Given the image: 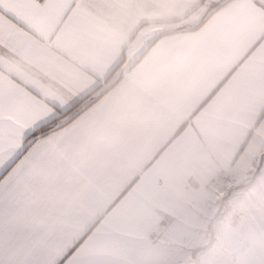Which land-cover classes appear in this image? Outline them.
<instances>
[{
    "label": "crops",
    "instance_id": "crops-1",
    "mask_svg": "<svg viewBox=\"0 0 264 264\" xmlns=\"http://www.w3.org/2000/svg\"><path fill=\"white\" fill-rule=\"evenodd\" d=\"M263 192L264 0H0V264H264Z\"/></svg>",
    "mask_w": 264,
    "mask_h": 264
},
{
    "label": "rangeland",
    "instance_id": "rangeland-1",
    "mask_svg": "<svg viewBox=\"0 0 264 264\" xmlns=\"http://www.w3.org/2000/svg\"><path fill=\"white\" fill-rule=\"evenodd\" d=\"M263 199H264V192H263ZM262 216L264 218V213H262ZM264 220H258L256 227L261 228ZM257 229V231H258ZM244 238L238 239L236 242L242 241ZM223 242L221 244H215V246L212 248V253L217 256L215 264H230L233 259L240 253L239 250L240 248L244 247L243 245H234V246H224L225 242L227 240H222ZM231 241V240H230ZM227 248H230L227 250ZM214 260L212 257L209 258V261ZM212 264V263H209Z\"/></svg>",
    "mask_w": 264,
    "mask_h": 264
},
{
    "label": "trees",
    "instance_id": "trees-1",
    "mask_svg": "<svg viewBox=\"0 0 264 264\" xmlns=\"http://www.w3.org/2000/svg\"><path fill=\"white\" fill-rule=\"evenodd\" d=\"M115 72V71H114ZM59 127L56 126L55 122L50 123L49 126L42 128L38 132H36L33 135V138L36 139L37 137H40V135H46L48 133H52L53 131L57 130Z\"/></svg>",
    "mask_w": 264,
    "mask_h": 264
}]
</instances>
